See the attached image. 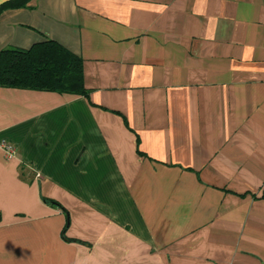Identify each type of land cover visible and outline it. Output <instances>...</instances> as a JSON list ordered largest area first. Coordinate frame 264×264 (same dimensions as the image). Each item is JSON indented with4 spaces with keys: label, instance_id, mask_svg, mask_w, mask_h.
<instances>
[{
    "label": "crops",
    "instance_id": "obj_1",
    "mask_svg": "<svg viewBox=\"0 0 264 264\" xmlns=\"http://www.w3.org/2000/svg\"><path fill=\"white\" fill-rule=\"evenodd\" d=\"M45 39L88 95L0 86V264H264V0L0 13Z\"/></svg>",
    "mask_w": 264,
    "mask_h": 264
},
{
    "label": "trees",
    "instance_id": "obj_2",
    "mask_svg": "<svg viewBox=\"0 0 264 264\" xmlns=\"http://www.w3.org/2000/svg\"><path fill=\"white\" fill-rule=\"evenodd\" d=\"M33 0H6V9L27 8ZM0 86L41 90L87 97L83 83L82 59L52 39L28 49L7 47L0 50Z\"/></svg>",
    "mask_w": 264,
    "mask_h": 264
},
{
    "label": "built area",
    "instance_id": "obj_3",
    "mask_svg": "<svg viewBox=\"0 0 264 264\" xmlns=\"http://www.w3.org/2000/svg\"><path fill=\"white\" fill-rule=\"evenodd\" d=\"M0 146L2 147L3 149V152L5 154V156L7 158H10L12 156H14L15 154V146L9 142H6V141H2L0 143Z\"/></svg>",
    "mask_w": 264,
    "mask_h": 264
}]
</instances>
